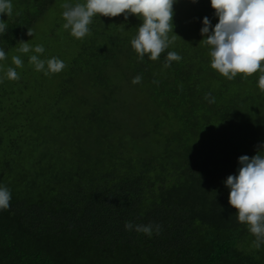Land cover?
<instances>
[{
  "label": "trees",
  "instance_id": "trees-1",
  "mask_svg": "<svg viewBox=\"0 0 264 264\" xmlns=\"http://www.w3.org/2000/svg\"><path fill=\"white\" fill-rule=\"evenodd\" d=\"M65 2L17 0L0 14V68L20 77L0 83V186L11 193L0 264H264L224 183L238 157L264 151V91L259 72L228 80L211 67L200 32L205 16L218 23L210 0H175L176 40L155 61L131 46L134 14L94 15L90 34L71 35L65 50L53 44L56 21L39 55L66 67L45 75L29 63L34 52L16 49L37 45L28 29ZM167 51L182 59L165 68Z\"/></svg>",
  "mask_w": 264,
  "mask_h": 264
},
{
  "label": "clouds",
  "instance_id": "clouds-1",
  "mask_svg": "<svg viewBox=\"0 0 264 264\" xmlns=\"http://www.w3.org/2000/svg\"><path fill=\"white\" fill-rule=\"evenodd\" d=\"M196 2V0H193ZM211 7L215 10L218 23L214 27L207 16L203 18V27L200 29L204 37L201 42L208 46L211 57V67L228 80H232L238 73L245 78L259 72L258 86L264 91V0H210ZM175 0H84L83 3H71L66 0L61 5L62 18L65 30L77 38L83 39L90 34L89 25L96 14L116 17L120 14L138 16L142 23L137 34L131 39V46L138 54L139 61L145 56L150 60H158L162 53L176 40L173 32V5ZM13 5L11 0H0V14L11 16ZM19 15V13H17ZM211 27V31H210ZM7 26L0 22V33H5ZM27 35L34 36V31L28 29ZM17 52L28 54L29 63L36 71L45 75L59 73L65 63L56 58L41 59L45 48L42 44L34 47L23 40L19 41ZM6 59L3 49H0V61ZM12 63L16 67H23V61L17 55L12 56ZM182 57L175 51H167L164 67L167 68L173 61H180ZM0 76V83L4 79L19 80V74L13 67H7ZM142 81L140 75L132 79L133 84ZM153 83H156L154 80ZM209 103H214L215 98L211 93L205 95ZM264 151H257L256 155L238 157V174L229 175L224 181L230 189L228 202L236 209L237 220L248 226L249 232L255 237L253 247L260 249L264 245ZM11 193L6 186H0V210L10 207ZM129 231L135 229L149 237L153 231L159 234L160 226L152 224L134 225L125 222Z\"/></svg>",
  "mask_w": 264,
  "mask_h": 264
},
{
  "label": "rangeland",
  "instance_id": "rangeland-1",
  "mask_svg": "<svg viewBox=\"0 0 264 264\" xmlns=\"http://www.w3.org/2000/svg\"><path fill=\"white\" fill-rule=\"evenodd\" d=\"M17 2V0H11L12 2ZM57 21V30L55 32V35H53V44L55 42H62L63 43V50L67 49L68 46V38L71 36L70 31L65 30L63 28V24L66 22L63 18H62V12L61 11H55L53 13H51L45 24H43L42 26L38 27L37 30L35 31V35L34 37L31 39V43H36V44H42L46 41L47 43L49 42V39L47 36H45L43 32H47L50 29H54L55 25H53L55 22ZM55 48V47H54ZM55 55V54H54Z\"/></svg>",
  "mask_w": 264,
  "mask_h": 264
}]
</instances>
